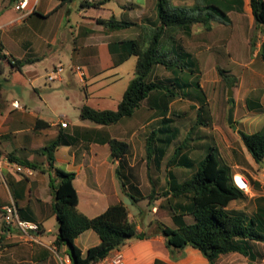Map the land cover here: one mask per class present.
<instances>
[{
    "label": "crops",
    "instance_id": "0c3cea01",
    "mask_svg": "<svg viewBox=\"0 0 264 264\" xmlns=\"http://www.w3.org/2000/svg\"><path fill=\"white\" fill-rule=\"evenodd\" d=\"M1 1L3 6L0 5V264H72L67 246L56 243L59 229L55 232L54 225L44 224L47 219L57 220L53 209L54 197L49 185L50 172L46 147L63 132L73 134L79 128L80 131L83 128L106 131L107 128L104 127L105 125H71L69 121L67 127H62L61 121L67 119L62 117L63 119L59 121L49 120L34 108L37 99H41L42 86L48 87L51 84L46 79L49 69L63 64L53 63L50 67L45 65L43 67L46 72L43 71L42 64L47 60V54L40 55L41 48L45 44L48 47L59 46L61 42L60 31L43 33L40 19L49 20L56 15L62 16L60 27L66 28V31L68 27L74 37L73 57L82 59L86 63L90 55H81L84 48L91 52V47L98 51L101 46H109L107 37L103 35L108 33L105 31L106 27L98 22L99 18L104 17L90 14L88 7L80 6L77 30L72 32L74 28L70 18L72 10L68 6L71 2L57 8L60 1L53 0L50 8L42 10L43 0H31L29 10L26 11L15 8L17 0H0V3ZM64 10L65 13H62ZM27 58L33 61L24 63L20 68L14 64L15 60ZM122 63V58H119L114 65L118 66ZM86 69L90 76L89 68ZM172 73L174 78L175 73ZM59 80L63 81L64 78ZM152 96L151 100L144 102H147L149 109L154 112L152 116L161 120L160 116L164 112L154 107L157 100H152ZM16 100L20 102L22 108L14 107L13 102ZM144 102L138 110L143 108ZM169 113L170 105L165 116H169ZM140 116L141 114L138 115ZM137 127L136 125L122 127L125 129L124 135L110 134L111 137L121 140L123 137L129 139V142L125 141L130 145V152L122 159L112 158L111 149L110 153L105 152V156H101V147L109 146L108 143L81 139L75 145L60 146L55 151L56 164L58 161L67 162L68 171L76 173L74 185L79 194L78 209L82 213L95 217L113 204L124 203L129 209L131 218L138 223L140 231L154 232L157 229L153 226V222L149 230L140 224L137 213L131 209L133 203L129 198H125L124 194L134 196L133 193L140 191L143 197H150L156 193L152 200L150 198L152 211L159 215V222L167 224L164 221L169 220L172 215L171 206L179 207L184 199L175 198L169 211L164 203L165 197L161 195L169 191L174 184L181 183L185 179L179 182L173 179L174 170L170 167L173 159L167 161L169 167L167 171H158L160 165L164 163L163 148L159 145L162 140L160 137L156 151L160 155L151 158L130 156L133 140L139 131ZM161 129L167 130L166 126H162ZM26 163L37 165V168H32ZM151 163L155 164V172L151 169ZM177 164H186L184 155H181ZM192 175L193 173L190 177ZM78 181H81L82 191L77 186ZM170 199L172 201L173 197ZM12 202L17 204L21 219L39 224L40 228L36 232L37 241L20 240L22 237L20 230L6 225L4 208ZM170 223L173 225L171 227H176L173 215ZM100 243L101 238L94 230H86L75 239V244L83 253ZM263 249L264 243H257L254 258L251 259L239 252H231L221 255L217 264H264ZM117 254L122 256L124 264H210L202 251L193 246H186L182 250H171L165 236L160 233L133 240L121 250H113L96 264H107L108 260Z\"/></svg>",
    "mask_w": 264,
    "mask_h": 264
},
{
    "label": "rangeland",
    "instance_id": "374dc122",
    "mask_svg": "<svg viewBox=\"0 0 264 264\" xmlns=\"http://www.w3.org/2000/svg\"><path fill=\"white\" fill-rule=\"evenodd\" d=\"M52 1L43 0L42 10L50 8ZM82 1L74 0L68 5L72 10L70 17L74 26L72 32L77 30V20L80 19L78 7ZM88 1L95 3L100 0ZM250 2L245 0L243 12L229 13L231 22H214L210 30L202 24H196L192 35L184 33L178 35L186 50L193 54L198 63L199 81L206 103L205 107L200 109L201 91L192 84L194 77L177 70L179 82L183 86L176 87L178 96L170 102V113L166 117L171 121L163 124L160 118L152 116L154 112L149 109L147 102H144L143 108L134 116L125 118L117 124L104 126L90 120L83 121L80 117L84 104L98 109L118 108L126 89L135 77L137 57L131 55L118 66L114 63L128 53L126 50L128 47L124 41L137 37L138 27L116 30L105 28L108 33L103 35L107 37L109 46H101L98 51L91 47V52L84 48L81 55H90L84 63L82 59L73 57L74 37L68 27L67 31L66 28L60 27L62 16L56 15L49 20L40 19L43 33L51 34L60 31L61 42L59 46L48 47L45 44L41 48L40 55L47 54V60L43 62L42 67L45 65L50 67L53 63L62 62L65 70L62 73L63 81L55 80L50 82L48 87L42 86L44 89L40 90L41 99H37L34 108L46 119L59 121L64 117L71 125L104 126L108 134L124 135L125 129L122 127L138 126V135L132 143L131 157H146V139L154 129H159L158 137L162 139L159 145L163 148L164 163L160 165L158 171H167L169 168L167 161L173 159L170 167L174 170L173 179L176 182L189 178L196 170L198 162L212 151L221 165L228 167L233 174L244 175L250 183V191H244L247 197L231 202L229 208L246 216L253 215L257 208L256 198L264 196V186L260 182L264 168L254 160L241 134L243 132L251 134L264 127V111L254 108V105L259 102L264 109V33L256 27ZM175 3L190 4L192 1L175 0ZM2 4L1 1L0 5L3 6ZM88 8L90 14L104 18L114 16L142 24L148 23L149 18L153 19L157 16L156 0H112L98 7ZM62 13H65V10ZM77 66L83 69L85 77L76 71ZM86 66L90 70V76ZM220 69H224L226 75L237 79L235 87L228 86L223 80ZM43 71L46 72L44 67ZM173 76L171 70L163 65H157L150 79H162L168 82V78ZM168 84L173 87L170 83ZM230 89L234 91L233 102H229ZM152 97V100L159 101L157 99L159 94L158 96L153 94ZM232 107L234 108V124L230 125L228 115ZM139 114H141L140 117H138ZM149 120H151L150 123L142 127ZM162 126H166L167 130L161 131ZM123 140L129 142L128 137H123ZM178 149L180 153L177 154ZM105 152L110 153L108 145L101 147V156H105ZM158 154V152L155 153V155ZM181 155L186 158L185 165L177 164ZM150 165L155 172V164ZM56 166L69 170L68 163L64 161H58ZM256 183H259V186ZM77 186L82 191L81 181H78ZM138 192L133 193L138 200L131 194H124V197L129 198L133 203L131 209L137 213V220L149 230L151 222L153 226H157L160 217L152 211L153 205L150 203V198L143 197L141 192ZM174 199L171 201L170 198L165 197L164 203L167 210L170 211V205L174 204ZM171 214L173 215V212ZM184 218L188 222L193 220L190 215ZM170 219L164 222L173 226ZM44 224L54 225L55 232L59 229L56 219H47ZM20 236H22V239L19 237L20 240L28 241L21 233Z\"/></svg>",
    "mask_w": 264,
    "mask_h": 264
},
{
    "label": "trees",
    "instance_id": "16d2710c",
    "mask_svg": "<svg viewBox=\"0 0 264 264\" xmlns=\"http://www.w3.org/2000/svg\"><path fill=\"white\" fill-rule=\"evenodd\" d=\"M57 6L74 0H59ZM112 0H100L90 3L81 2V8L98 7ZM192 3H175V0H156L157 16L149 18L148 23H137L116 17L99 18L98 22L111 30L126 29L136 26L139 28L137 37L124 41L127 45V54L137 57L135 77L130 82L123 99L117 109H98L88 104L81 108V119L90 120L100 125H112L123 118L130 117L141 107L145 100H151L153 94H159L154 107L164 114L161 122L166 119V112L172 100L178 96L176 87L183 86L179 82L177 70L194 75L193 85H196L201 95L200 109L205 107L206 97L200 86L198 63L190 51H187L179 38L180 33L192 35L193 27L202 24L207 30L213 28L214 22H231L230 12H243L245 0H191ZM255 17L256 27L264 33V0H250ZM56 10V9H54ZM32 59L15 60L14 64L20 68ZM163 65L175 73V77L166 81L162 79L151 80L150 75L155 66ZM223 80L229 87L236 85L237 79L225 74L220 69ZM170 83L173 87H170ZM234 98L229 97V102ZM250 108H252L250 106ZM254 108L263 110L261 103ZM204 123V122H203ZM161 129V128H160ZM163 131V129H161ZM159 129H154L146 139V153L149 158L157 151ZM247 149L254 160L260 164L264 162V127L254 133H242ZM81 139L108 143L111 156L122 159L130 152L127 141L115 137L103 130L83 128L76 129L73 134L63 132L58 138L46 147L49 161L50 189L54 197L53 209L56 214L59 232L57 245H66L72 264H96L106 258L110 253L99 256L101 250L114 246V250H121L136 239H144L153 234L160 233L165 236L171 250H182L186 246H193L202 251L209 259L210 264H217L221 255L239 252L254 258L256 245L264 243V196L256 198V211L253 215L230 209L232 201L247 197L233 180L232 171L221 165L214 152H209L198 163V169L193 175L181 183L162 193L168 198H182L184 201L179 207L171 206L173 220L176 227L158 222L154 232L140 231L138 223L131 218L129 209L124 203L111 205L101 214L89 217L78 209L79 194L74 185L76 173L66 171L56 166L55 151L62 145H75ZM177 150V154L180 153ZM37 168V165L26 163ZM259 186V183H256ZM156 193L149 198H154ZM136 200V197L133 196ZM190 215L193 220L188 222L184 216ZM86 230H94L101 238V243L88 248L83 253L75 244V239Z\"/></svg>",
    "mask_w": 264,
    "mask_h": 264
},
{
    "label": "built area",
    "instance_id": "2783aa9c",
    "mask_svg": "<svg viewBox=\"0 0 264 264\" xmlns=\"http://www.w3.org/2000/svg\"><path fill=\"white\" fill-rule=\"evenodd\" d=\"M30 2H31V0H17L15 8L17 10L28 11L29 6H30ZM28 13H30V11ZM64 70H65V66L63 64H59V65L55 66L54 68H52L50 71H48V73L46 75V79L49 82L59 80L62 78V73L64 72ZM76 71L78 73H80L82 77H85V72L83 71V69L80 66L76 67ZM13 105L16 108H22V105L17 100L13 102ZM61 125H62V127H67L68 126V120L61 121ZM239 179L246 180V182L248 183V185L250 187L249 181L247 180L246 177H244L240 173L233 175V180H234L235 184L240 189H242L243 191H246L242 187ZM260 182L264 186V173H263V177L260 180ZM4 211H5L4 217H5V221L7 224H9L10 226H12L16 229H19L21 234L23 235V237L26 238V240L37 241L36 232L40 228L39 224L36 222L25 221V220L21 219L18 206L15 202H12L11 204L5 206ZM107 264H124V262H123L122 256L120 254H117V255L111 257L108 260Z\"/></svg>",
    "mask_w": 264,
    "mask_h": 264
},
{
    "label": "water",
    "instance_id": "95a60500",
    "mask_svg": "<svg viewBox=\"0 0 264 264\" xmlns=\"http://www.w3.org/2000/svg\"><path fill=\"white\" fill-rule=\"evenodd\" d=\"M234 91L232 89H230V92H229V97H232ZM228 121H229V124L230 125H233L234 124V108H230L229 110V115H228ZM263 166H264V162L261 163ZM114 250V246H110V247H107L103 250L100 251L99 253V256L102 257L103 255H105L106 253H110Z\"/></svg>",
    "mask_w": 264,
    "mask_h": 264
},
{
    "label": "bare ground",
    "instance_id": "6f19581e",
    "mask_svg": "<svg viewBox=\"0 0 264 264\" xmlns=\"http://www.w3.org/2000/svg\"><path fill=\"white\" fill-rule=\"evenodd\" d=\"M240 180V183L242 185V187L246 190V191H250V187L248 185V183L246 182V180H243V179H239Z\"/></svg>",
    "mask_w": 264,
    "mask_h": 264
}]
</instances>
